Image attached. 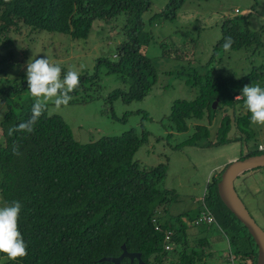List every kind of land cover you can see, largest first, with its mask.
I'll list each match as a JSON object with an SVG mask.
<instances>
[{"label":"trees","instance_id":"16d2710c","mask_svg":"<svg viewBox=\"0 0 264 264\" xmlns=\"http://www.w3.org/2000/svg\"><path fill=\"white\" fill-rule=\"evenodd\" d=\"M183 2L169 0L158 14L164 18L174 17ZM151 3V0H0V44H10V31L20 26L85 40L96 21L113 24L115 36L119 33L121 37L113 59L97 58L95 72L79 74V86L70 95L86 93L98 84L104 67L105 73L123 83L122 88L108 94L104 105L109 107L118 98L128 104L142 100L158 80L156 66L145 51L151 32L144 27L143 14ZM248 24L245 15L225 17L220 27L221 36L204 66L217 65L222 62L223 54L230 51L244 50L253 55L264 52V25L251 29ZM229 36L233 43L225 51L222 45ZM172 47L177 50L175 45ZM165 54L164 51L163 56H168ZM14 63L13 54L8 51L0 58V76L7 74ZM66 71L63 68L62 74ZM2 76L0 103L6 101V107L0 117V202L21 203L19 230L28 245L27 255L14 261L0 253L2 264H115L104 258L119 256L122 245L128 252L139 253L140 258L123 257L119 264H208L210 252L206 253L205 247H210L211 243L205 235L198 237L191 229V226L197 229L208 225L224 233L227 254L243 261L239 264L257 263L253 237L218 195L217 182L224 167L218 177L212 176L208 182L201 204L172 217V221L164 214L177 197L174 190L164 187L167 164L141 166L134 159L138 148L147 140L148 131L142 128L138 133L131 128L120 135H104L81 143L74 139L64 119L49 114L47 109L33 126V132L9 135L10 128L29 119L34 100L27 94L30 92L25 77L5 81ZM176 76L196 89L193 99L175 100L164 117L168 123L163 125L165 128L182 132L188 129V120L207 116L211 123L223 107L234 108L237 103L245 107L244 98L236 97L245 85L264 87V61L252 63L238 78L214 72L212 68L201 72L194 66L178 69ZM24 91H28L27 96L22 97ZM215 100L217 109L212 107ZM102 112L110 113L108 108ZM110 114L115 116L113 112ZM144 116L148 117L146 113ZM250 116L247 109L234 115L239 136L228 137L232 122L225 114L216 129L215 141L210 139V128L197 123L184 142L202 148L234 141L247 144L255 133ZM14 145L18 154L13 152ZM259 145L247 148L246 152L242 150L239 158L264 153ZM204 209L214 221L195 225L194 221ZM155 223L161 230L154 229ZM167 229L173 231L176 245L168 251L163 246Z\"/></svg>","mask_w":264,"mask_h":264},{"label":"rangeland","instance_id":"374dc122","mask_svg":"<svg viewBox=\"0 0 264 264\" xmlns=\"http://www.w3.org/2000/svg\"><path fill=\"white\" fill-rule=\"evenodd\" d=\"M151 2L150 8L143 14L144 27L151 32V40L145 51L156 66L158 80L148 94L142 100L128 104H124L118 98L106 107L104 104L108 94L115 88H122L123 83L116 76L105 73L103 67L98 84L89 88L86 93L80 91L72 96V100L66 106L58 108L49 102L47 109L49 114L61 116L70 127L74 139L81 143L97 140L104 135H120L131 128L138 133L142 128L148 131L147 140L138 148L134 159L141 166L167 164L164 187L174 190L177 197L167 206L164 214L173 221L172 217L201 204L212 176L218 177L230 160L240 157L242 150L246 152L247 148H253L257 143L264 146V124L252 122L251 127L255 133L252 141L247 144L234 141L219 147L202 148L184 142L193 133L197 123L207 125L211 132L210 139L215 141L216 129L225 114L230 116L232 122L228 137L239 136L234 124V115L244 113L246 110L239 103L234 108L219 109L211 123H208L207 116L201 120H188L186 131L177 132L163 126L168 124L164 117L169 113L175 100H191L196 95L195 88L186 85L176 76L178 69L194 66L204 72L206 68H212L214 72L238 78L246 73L252 63L264 61V52L253 55L240 50L224 53L222 62H218L217 65L214 63L210 67L204 66L210 59L214 44L221 36L222 20L229 16L245 15L249 27L258 29L264 25V0H184L176 15L171 18H164L158 14L169 0ZM235 9L239 13H235ZM156 14L158 15L153 18L152 16ZM112 27L113 24L96 21L85 40L73 39L70 35L56 32L29 30L23 26L12 29L10 31L12 42L7 45L0 44V58L10 51L15 63L7 74L1 76L5 81H19L22 76L26 79L27 62L32 56L37 58L47 56L52 62L59 63L62 69L92 75L95 72L97 58L104 56L113 59L121 37L119 33L115 36ZM173 45L177 50L172 47ZM164 51L168 56H163ZM175 55L178 58H175ZM27 92H22V97L27 94L31 96ZM13 100L15 101L16 97ZM5 104L6 101L0 103V117L6 107ZM104 108H108L115 116L103 113ZM125 113L128 114L123 119ZM144 113L148 117H145ZM234 183L246 208L264 230V167L245 171ZM0 206L6 204L0 202ZM195 228L191 226L196 236L205 235L211 243V250L205 247V252H210L208 264L243 263L242 260L233 259L227 254V240L216 226Z\"/></svg>","mask_w":264,"mask_h":264},{"label":"clouds","instance_id":"9594fccd","mask_svg":"<svg viewBox=\"0 0 264 264\" xmlns=\"http://www.w3.org/2000/svg\"><path fill=\"white\" fill-rule=\"evenodd\" d=\"M232 43V37H226L223 49L228 51ZM26 80L27 89L34 100L31 116L27 121L10 128L9 135L19 131L33 132V126L47 110L49 102L58 108L68 105L72 100L70 93L79 86V73L69 69L62 74L59 63L52 62L47 56H32L27 62ZM241 97L244 98L245 108L251 114V122L264 124V87L252 83L245 85L236 99ZM258 148L263 150L264 146L260 144ZM13 152L18 154L15 145ZM21 209L19 201L0 206V253L6 254L13 261L27 255L28 245L19 230Z\"/></svg>","mask_w":264,"mask_h":264},{"label":"water","instance_id":"95a60500","mask_svg":"<svg viewBox=\"0 0 264 264\" xmlns=\"http://www.w3.org/2000/svg\"><path fill=\"white\" fill-rule=\"evenodd\" d=\"M217 100L213 101L212 107L216 108ZM264 167V153L250 155L244 158H234L225 165L217 182L218 195L223 204L234 214V216L248 229L257 245V263L264 264V230L252 217L244 202L235 189L236 178L245 171ZM123 251L117 257H106L115 264H119L123 257L140 258L139 253L128 252L124 245Z\"/></svg>","mask_w":264,"mask_h":264},{"label":"built area","instance_id":"2783aa9c","mask_svg":"<svg viewBox=\"0 0 264 264\" xmlns=\"http://www.w3.org/2000/svg\"><path fill=\"white\" fill-rule=\"evenodd\" d=\"M260 148H261V146H260ZM213 221H214V217L207 210L204 209V210H202L200 216L194 221V224L195 225H199V224H203V223L210 224ZM154 229L155 230H161V227L159 226L158 223H155ZM163 246H164V250H166V251L171 250L176 246L174 239H173V231L170 229H167L164 231Z\"/></svg>","mask_w":264,"mask_h":264},{"label":"crops","instance_id":"0c3cea01","mask_svg":"<svg viewBox=\"0 0 264 264\" xmlns=\"http://www.w3.org/2000/svg\"><path fill=\"white\" fill-rule=\"evenodd\" d=\"M197 236H202V234H199V235H197ZM208 249H210V250H211V249H212V247L210 246Z\"/></svg>","mask_w":264,"mask_h":264}]
</instances>
